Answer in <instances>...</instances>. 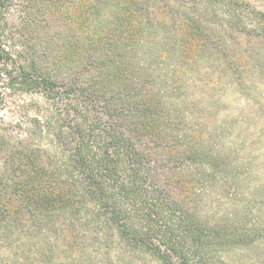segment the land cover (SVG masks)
I'll return each mask as SVG.
<instances>
[{"label":"trees","instance_id":"16d2710c","mask_svg":"<svg viewBox=\"0 0 264 264\" xmlns=\"http://www.w3.org/2000/svg\"><path fill=\"white\" fill-rule=\"evenodd\" d=\"M214 9L0 0V79L28 97L19 136L0 138V264H228L255 244L239 166L195 91L255 71L264 47L220 57L231 45L203 41Z\"/></svg>","mask_w":264,"mask_h":264},{"label":"rangeland","instance_id":"374dc122","mask_svg":"<svg viewBox=\"0 0 264 264\" xmlns=\"http://www.w3.org/2000/svg\"><path fill=\"white\" fill-rule=\"evenodd\" d=\"M211 1L216 9L210 15L209 27L215 31L207 32L203 41L213 46L231 45L226 54L219 55L225 56L227 60L254 59L256 55L247 50L250 47H264V0ZM194 2L198 3V0ZM174 8L163 1L158 12ZM232 13L236 20L231 23L225 15ZM13 17L10 12V22ZM257 55L264 57V53ZM262 62L255 71L242 70L237 81L221 77L222 82L215 84L214 77L209 80L211 84L207 90L199 87L195 91L197 100L201 96L203 99V105L199 102V108L202 107L205 125L212 134L215 129L217 140L226 152L231 153L232 159L239 166L238 183L243 195L250 196L251 201L244 214L245 220L256 223L255 235L259 236L254 245L240 251L231 250L228 255H224L223 261L228 264H264V61ZM27 99L26 96L17 97L5 90L0 79V106L3 108L0 110V138L5 132L7 138L19 136L20 128L16 126V121L20 111L17 104H22ZM22 118L20 120H26L25 115ZM2 154L0 146V161Z\"/></svg>","mask_w":264,"mask_h":264}]
</instances>
